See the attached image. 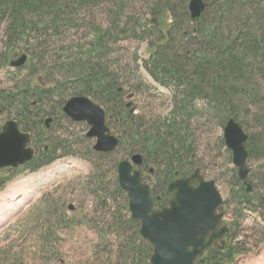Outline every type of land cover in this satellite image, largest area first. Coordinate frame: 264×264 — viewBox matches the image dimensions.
Instances as JSON below:
<instances>
[{
    "label": "trees",
    "instance_id": "obj_1",
    "mask_svg": "<svg viewBox=\"0 0 264 264\" xmlns=\"http://www.w3.org/2000/svg\"><path fill=\"white\" fill-rule=\"evenodd\" d=\"M204 1L208 5L205 14L200 20L192 21L189 0H0V26L4 29L2 38L7 51L1 65L19 52L27 53L30 58L24 68L8 72L19 77L29 70L30 76L19 86L14 81L0 91V111L15 114L22 129L32 133L36 147L46 142L43 123L50 111L42 105L55 96L61 105L66 96L90 97L106 110L108 126L118 131V150L125 148L131 156L142 154L143 167L154 170V178H150L151 193L159 209L169 202L167 186L176 175L186 177L195 169L192 124L197 116L210 115L222 128L230 118L236 119L249 136V158H263L264 134L249 132L247 122L264 127V0ZM103 7L112 8L107 15L109 21L103 28L91 30L92 40L88 45L69 49L73 52H47L50 39L57 36L63 44L62 37L77 24H83L85 15ZM140 7L150 15L149 28L129 18V10ZM127 39L147 45L149 58L143 64L144 71L169 91L172 109L164 117L155 118L153 124L145 125L144 115L135 116L126 108L119 74L111 71L110 59L115 48ZM54 52L57 56L48 69L45 57L53 58L50 53ZM61 55H66L65 60ZM43 61L46 63L40 67ZM55 69L62 71L63 81H50ZM39 71L46 76L42 82L35 76ZM61 109L58 113L63 115ZM69 144L73 146L74 142L64 141V145ZM59 147L63 149L61 142L54 147L44 145L42 150L36 148V157L27 168L36 172L57 159L73 155H57ZM87 152L97 162L87 182L96 179L101 184L98 163L109 159V155L95 153L92 148ZM234 180L226 205L234 206L232 211L240 215H234L237 222L230 224L231 237L212 248L196 264H234L246 252L244 242L239 241L241 232L236 233L245 216L243 213H258L264 220V189L260 193L253 186V192L247 193L238 176ZM260 180L263 184L264 180ZM116 191L125 195L118 179ZM115 226L120 228L115 241L122 247L107 264H150L153 249L140 237V223L129 216L126 221L121 218ZM262 229L259 241L264 243ZM122 230L129 237L121 235Z\"/></svg>",
    "mask_w": 264,
    "mask_h": 264
},
{
    "label": "rangeland",
    "instance_id": "obj_2",
    "mask_svg": "<svg viewBox=\"0 0 264 264\" xmlns=\"http://www.w3.org/2000/svg\"><path fill=\"white\" fill-rule=\"evenodd\" d=\"M111 11V7H103L91 15H85L83 24H77L62 37L63 44L57 36L50 39L47 52L66 51L77 49L79 45H88L92 40L91 30L107 24V15ZM129 13V18L133 17L149 28V14H146L145 8L129 10ZM3 32L1 25L0 61L7 52ZM22 54L23 52H19L13 55L9 61ZM50 54L53 58L45 57L48 69L57 56L56 52ZM65 57L66 55H61L63 60ZM148 58L145 43L127 39L118 44L110 59L111 71L119 74V85L125 91L123 100L126 104H131L135 116L146 117L145 125L153 124L155 118L164 117L172 109V106L169 107V91L156 84L144 71L143 64ZM9 61L4 66L0 62V91L14 81L19 86L30 76L29 70L19 77L13 74L8 76ZM45 63L43 61L40 67H44ZM35 76L39 79L46 78L42 71ZM51 76V82L63 81L65 77L59 69H55ZM127 94H133L134 97L127 99ZM71 97L66 96L62 101L66 102ZM63 106L59 103L58 96L42 105L44 110L50 111L43 125L51 118L53 122L49 124L50 129L43 137L45 144L41 143L36 148L42 150L44 145L54 147L61 142L63 149L59 147L57 155H73L57 159L36 172L25 167L0 172V264H8L16 259V264H107L115 259L122 247L115 241L117 230L120 229L115 223L121 218L126 221L131 215L126 194L121 196L116 191V180L119 163L130 160L131 155L125 148H120L110 154L109 159H102L97 171L98 177L103 179L102 183H98L96 179L88 183L87 179L92 176L97 163L95 156L87 152V149L93 147L94 141L86 138L89 130L86 124L72 123L65 115L58 113ZM14 117L15 114L11 112H3L0 115V127ZM215 121L210 115L197 116L193 121L195 168L201 170L206 180L215 181L226 201L222 208L223 223L230 225L237 222L234 221V215H240L232 211L233 202L231 208L226 205L230 201L231 185L235 182L234 176H238V169L233 164L232 152L227 149L223 140L225 126L222 128ZM247 123L249 132L264 134V127L259 128V123ZM110 130L113 135H118L115 127H110ZM65 140L73 141V146L64 145ZM248 169L251 176L249 183L256 186L257 192L262 193L264 183L259 181L264 180V157L249 159ZM146 178V183L151 184V179ZM243 215L245 216L236 233L241 232L239 241L244 242L246 252L237 257L234 264H264V243L259 241L263 234L264 220L258 213L248 212ZM120 232L129 237L128 232ZM128 243L129 241L124 245L127 246Z\"/></svg>",
    "mask_w": 264,
    "mask_h": 264
},
{
    "label": "water",
    "instance_id": "obj_3",
    "mask_svg": "<svg viewBox=\"0 0 264 264\" xmlns=\"http://www.w3.org/2000/svg\"><path fill=\"white\" fill-rule=\"evenodd\" d=\"M207 6L204 0H189L192 21L200 20ZM26 61L27 56L23 55L11 61L10 67L21 68ZM133 97L131 95L128 99ZM62 111L72 122L86 123L90 127L87 138L96 139V152L111 154L117 150L119 140L106 125L105 110L92 99L72 97ZM50 122L47 121V128ZM223 139L232 152L240 180L247 187V192H251V185L247 183L248 134L238 121L230 118L224 127ZM30 144L31 134L22 132L18 122L7 121L0 131V169H17L31 162L35 150L29 148ZM142 163L143 158L139 154L132 157V162L119 163L118 180L128 195L132 219L141 223L140 236L153 247L151 264H195L197 259L230 236V228L221 226L223 214L219 209L223 198L215 182L206 181L200 169L188 178L170 183L168 192L172 197L169 206L156 211L151 189L143 182V173L134 169V165Z\"/></svg>",
    "mask_w": 264,
    "mask_h": 264
},
{
    "label": "bare ground",
    "instance_id": "obj_4",
    "mask_svg": "<svg viewBox=\"0 0 264 264\" xmlns=\"http://www.w3.org/2000/svg\"><path fill=\"white\" fill-rule=\"evenodd\" d=\"M2 205V204H1Z\"/></svg>",
    "mask_w": 264,
    "mask_h": 264
},
{
    "label": "flooded vegetation",
    "instance_id": "obj_5",
    "mask_svg": "<svg viewBox=\"0 0 264 264\" xmlns=\"http://www.w3.org/2000/svg\"><path fill=\"white\" fill-rule=\"evenodd\" d=\"M145 169V168H144Z\"/></svg>",
    "mask_w": 264,
    "mask_h": 264
}]
</instances>
